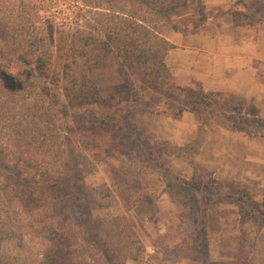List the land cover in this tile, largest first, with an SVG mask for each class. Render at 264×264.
Listing matches in <instances>:
<instances>
[{
  "label": "rangeland",
  "instance_id": "rangeland-1",
  "mask_svg": "<svg viewBox=\"0 0 264 264\" xmlns=\"http://www.w3.org/2000/svg\"><path fill=\"white\" fill-rule=\"evenodd\" d=\"M131 2L150 12L162 34L175 31L170 28L173 24L180 26L181 33L216 31V21L226 16L236 24L250 25L255 33L263 29L264 0H201L202 5L186 0L176 6L172 0ZM79 9L73 0H57L53 11L70 22ZM162 10L169 15L157 12ZM115 59L94 51L79 58L74 69L93 71L103 88H109L120 79ZM167 61L174 75L175 62L172 58ZM31 70L33 66L6 71V86L22 94H28L30 86L37 87L43 95L38 96L44 104L41 112L55 118L62 116L66 122L69 159L55 175L62 189L58 204L63 200L66 205L71 227L77 228L78 220L87 217V210L97 219L127 215L145 251L142 259L126 264H205L184 253H200L199 236L203 232L208 236L211 261H234L240 210L264 217V110L258 109V101L243 104L218 94L211 97V102L199 95L196 100L212 109L201 151L195 157L183 153L159 156L155 139L183 145L197 135L201 121L196 114V120L185 122L172 115L182 103L192 105L186 98L187 91L175 87L165 93L147 91L137 99L108 108L72 101L65 95L63 83L51 84ZM176 84L192 91L200 87L197 82ZM4 94L5 104L21 110H32L37 100L35 96L22 99ZM132 160L139 170L149 173L138 183L144 194L134 207L114 188L112 172L115 166ZM11 174L0 167V184L9 183ZM179 245L181 248H176ZM38 246L39 239L27 232L15 233L1 242L2 250L13 255L35 254ZM249 264H264V228L258 233Z\"/></svg>",
  "mask_w": 264,
  "mask_h": 264
},
{
  "label": "trees",
  "instance_id": "trees-1",
  "mask_svg": "<svg viewBox=\"0 0 264 264\" xmlns=\"http://www.w3.org/2000/svg\"><path fill=\"white\" fill-rule=\"evenodd\" d=\"M131 1L73 0L80 9L67 22L53 11L57 0H0V167L13 176L11 184H0V264H126L142 259L145 251L127 215L97 219L87 210V217L78 220L76 229L69 225L66 205L63 200L58 204L62 189L55 175L69 159L66 122L62 116L41 112L44 104L39 97L43 95L37 87L30 86V92L22 94L6 86V71L33 66L31 72L38 78L54 85L63 83L68 99L108 108L137 99L147 91L165 93L171 87L187 91L186 98L192 105L182 103L172 115L180 119L186 111L196 114L201 121L196 137L183 145L155 139V151L159 156L183 153L188 157L201 151L212 109L196 99L202 95L212 102L211 97L218 94L206 92L201 85L198 91H192L176 84L167 62L175 45L152 22L150 12ZM172 1L176 6L186 0ZM157 12L169 15L167 10ZM170 28L181 31L175 24ZM94 51L116 58L120 79L112 87L103 88L93 71H75L79 58ZM4 93L22 99L35 96L34 110L5 104ZM112 172L114 188L128 199L130 207L138 205L144 194L138 183L149 173L139 170L133 160L115 166ZM245 196L251 199L248 193ZM263 228L261 214L242 209L234 261L209 259L206 232L199 236V254L184 253L205 264H249ZM18 232L39 239L35 254L13 255L2 250V240Z\"/></svg>",
  "mask_w": 264,
  "mask_h": 264
},
{
  "label": "crops",
  "instance_id": "crops-1",
  "mask_svg": "<svg viewBox=\"0 0 264 264\" xmlns=\"http://www.w3.org/2000/svg\"><path fill=\"white\" fill-rule=\"evenodd\" d=\"M216 22L219 25L213 27L219 28L212 32L163 34L175 45L167 56L177 67L175 80L183 85L197 82L206 92L235 102L258 101V109L264 110V23L255 33L250 25L236 24L229 16ZM182 118L185 122L196 116L186 111Z\"/></svg>",
  "mask_w": 264,
  "mask_h": 264
}]
</instances>
